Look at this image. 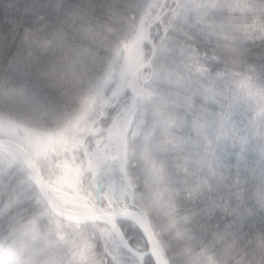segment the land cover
<instances>
[{
  "label": "trees",
  "instance_id": "obj_1",
  "mask_svg": "<svg viewBox=\"0 0 264 264\" xmlns=\"http://www.w3.org/2000/svg\"><path fill=\"white\" fill-rule=\"evenodd\" d=\"M163 1L0 0V126L25 133L13 129L11 134H0V139L28 152L49 195L64 210L99 214L93 170L104 149L121 133L132 103L127 84L150 58L145 31ZM211 1L218 7L212 3L201 7L196 0H168L150 40L158 26H165L169 14V26L177 18L193 15L226 47L264 35V22L252 18L253 5L260 0ZM53 4L58 7L49 9ZM154 49L152 65L134 82L138 106L121 157L103 171L112 205L146 212L167 264H264V195L258 188L249 202L210 175V165L204 162L174 167L169 149L156 134L163 127L162 113L153 115L151 127H143V110L153 100L152 82H158L162 67L161 52ZM107 74L109 80L103 85ZM90 98L86 118L75 128H65L78 111L87 108ZM28 105L39 115L37 131L15 123L34 117ZM64 128L65 132L57 133ZM134 131H139L136 137ZM0 149L18 159L6 173L22 177L35 209L11 230L13 243L19 230L50 210L23 159ZM154 170L160 172L158 183L153 180ZM102 206L108 209L105 198ZM63 223L77 232L46 252L17 254L20 264H156L150 256L132 255L107 225ZM118 227L132 250L150 251L138 226L121 221Z\"/></svg>",
  "mask_w": 264,
  "mask_h": 264
},
{
  "label": "snow or ice",
  "instance_id": "obj_2",
  "mask_svg": "<svg viewBox=\"0 0 264 264\" xmlns=\"http://www.w3.org/2000/svg\"><path fill=\"white\" fill-rule=\"evenodd\" d=\"M257 16L264 22V0L253 5L252 18ZM170 18L152 40L162 67L158 82H152L153 100L143 110V127L162 113L164 124L156 134L172 165L204 162L210 175L251 202L255 189L264 195V35L226 47L193 15L169 26ZM34 211L22 177L0 175V264H20L10 232Z\"/></svg>",
  "mask_w": 264,
  "mask_h": 264
},
{
  "label": "water",
  "instance_id": "obj_3",
  "mask_svg": "<svg viewBox=\"0 0 264 264\" xmlns=\"http://www.w3.org/2000/svg\"><path fill=\"white\" fill-rule=\"evenodd\" d=\"M168 0H165L159 9L156 17H155V22L152 23L145 32V39L147 45L151 48V56L149 60L146 62L144 66H142L140 69H138L129 79L127 88L132 94L133 101L130 110L128 111L126 115L125 122L123 124V128L121 131V134L119 138L115 141V143H118V150L117 154L113 158L107 157L106 153L103 154L102 158L98 161L95 169H94V177L97 178L100 188H99V193L101 194L103 191V177H102V171L104 169V166L108 164L109 162H115L119 159L121 153H122V148H123V141H124V136L129 124V120L134 113V111L137 108L138 105V95L134 90V81L136 77L141 73L144 69L149 68L152 65V62L154 60V57L156 55L154 46H152V42L150 40V30L158 23L161 21L162 17V10L163 7L166 5ZM0 148H6L9 150L14 151L17 153L23 161L26 163V165L29 167L31 170V173L36 180L38 189L40 191V194L42 196L43 201L46 203V205L49 207L50 211L52 214L57 217L58 219L65 221V222H70V223H75V224H95V223H102L109 225L113 230L118 233L122 239V242L124 246L130 251L131 254H133L135 257L138 259H143L146 258L147 256L152 257L156 264H166L163 255L161 253V250L159 249V246L157 244L156 238L153 234L151 224L149 221V218L147 214L143 211H123V210H113L111 213H106L102 208L101 204L99 205L100 208V214L99 215H80L77 213L65 211L62 208H60L50 197L41 174L35 167L31 157L25 151L21 146L18 144H15L10 141L6 140H0ZM122 220H127L135 223L142 231L144 236L147 238L150 244V251L149 253L146 254H138L137 252L133 251L123 234L121 233L120 229L117 226V222L122 221Z\"/></svg>",
  "mask_w": 264,
  "mask_h": 264
},
{
  "label": "rangeland",
  "instance_id": "obj_4",
  "mask_svg": "<svg viewBox=\"0 0 264 264\" xmlns=\"http://www.w3.org/2000/svg\"><path fill=\"white\" fill-rule=\"evenodd\" d=\"M196 3L198 6H208L211 5V3L214 5L213 8H217L218 4L212 2L211 0H196ZM189 4L192 5V2L189 1ZM196 5V4H195ZM105 78L106 81L103 82V85L106 84V82L109 80V74L106 75ZM92 103V99L90 98L88 101L87 108L82 110L81 112L78 111L70 120L65 128H71V127H77L78 124H80L87 116L88 109ZM29 111H31L33 114L36 113L35 108L28 105L26 107ZM15 123L22 127L23 129H29L32 131H37L39 129V124L41 123L39 120V115L36 113L34 114V117H23L20 122L15 121ZM160 123L163 126L164 119L162 120L160 118ZM12 123H8L10 125ZM11 126H0V134L6 135L13 133L12 130L19 131L24 133V130H21L20 128H13L9 129ZM62 129V131H58L57 133L65 132L66 129ZM149 131V129H148ZM25 134V133H24ZM48 134H52L49 132ZM139 134V131H134L135 137ZM115 144V143H113ZM117 151V146L113 145L110 149V157H113ZM19 161L13 154L6 153L3 150L0 149V175H3L6 173L8 169H10L12 166L17 164ZM157 170H154L152 172L153 180L159 182L160 172H155ZM22 230V229H21ZM19 230L18 233L15 235L14 239V246L16 249L17 254H24V253H43L48 251L49 249L53 248L57 243L58 240L66 239L67 237L73 235L76 230L71 229L68 225L64 224L62 221H60L58 218H56L54 215H52L50 212H42L40 214V218L35 220L34 222L30 223L27 227H25L22 231Z\"/></svg>",
  "mask_w": 264,
  "mask_h": 264
},
{
  "label": "clouds",
  "instance_id": "obj_5",
  "mask_svg": "<svg viewBox=\"0 0 264 264\" xmlns=\"http://www.w3.org/2000/svg\"><path fill=\"white\" fill-rule=\"evenodd\" d=\"M42 264H51V262L50 261H44V262H42Z\"/></svg>",
  "mask_w": 264,
  "mask_h": 264
},
{
  "label": "flooded vegetation",
  "instance_id": "obj_6",
  "mask_svg": "<svg viewBox=\"0 0 264 264\" xmlns=\"http://www.w3.org/2000/svg\"><path fill=\"white\" fill-rule=\"evenodd\" d=\"M112 148V146H108L107 150H108V154H110V149Z\"/></svg>",
  "mask_w": 264,
  "mask_h": 264
}]
</instances>
